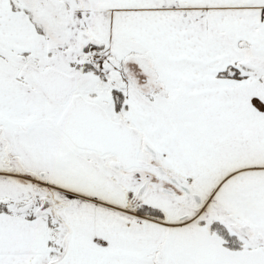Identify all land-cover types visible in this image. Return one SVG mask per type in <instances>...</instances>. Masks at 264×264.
I'll list each match as a JSON object with an SVG mask.
<instances>
[{"label": "snow or ice", "instance_id": "6c2138e0", "mask_svg": "<svg viewBox=\"0 0 264 264\" xmlns=\"http://www.w3.org/2000/svg\"><path fill=\"white\" fill-rule=\"evenodd\" d=\"M0 264H264V0H0Z\"/></svg>", "mask_w": 264, "mask_h": 264}]
</instances>
